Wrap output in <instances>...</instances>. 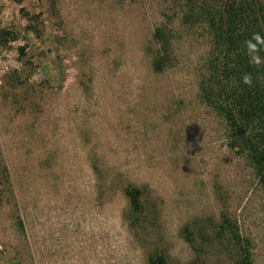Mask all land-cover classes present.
<instances>
[{"label": "rangeland", "instance_id": "1", "mask_svg": "<svg viewBox=\"0 0 264 264\" xmlns=\"http://www.w3.org/2000/svg\"><path fill=\"white\" fill-rule=\"evenodd\" d=\"M187 7L0 0V264H191L183 227L223 212L264 264V188L200 96L218 49Z\"/></svg>", "mask_w": 264, "mask_h": 264}, {"label": "trees", "instance_id": "2", "mask_svg": "<svg viewBox=\"0 0 264 264\" xmlns=\"http://www.w3.org/2000/svg\"><path fill=\"white\" fill-rule=\"evenodd\" d=\"M185 1L188 6L185 17L203 22L218 49L210 75L200 83V96L226 120L229 146L238 147V153L248 159L264 188V0ZM4 35H8L6 30L2 32ZM256 35L261 41L254 39ZM155 36L168 44L162 28L155 29ZM249 42L256 45L254 52H249ZM253 57H258L261 63L251 62ZM156 68H161L159 61ZM246 74L252 78L251 86L242 82ZM2 170L8 177L7 167ZM125 191L131 210L141 212L142 191L135 186ZM19 225L23 228L21 219ZM182 235L196 254L191 264H200V252L206 249L225 256L228 264H254L252 240L241 232L238 220L226 212L219 218L190 221L183 227ZM147 264H168L167 256L157 251L148 257Z\"/></svg>", "mask_w": 264, "mask_h": 264}, {"label": "clouds", "instance_id": "3", "mask_svg": "<svg viewBox=\"0 0 264 264\" xmlns=\"http://www.w3.org/2000/svg\"><path fill=\"white\" fill-rule=\"evenodd\" d=\"M254 39H256L257 41H261V37L259 35H256L254 37ZM248 48H249V52H254L256 50V45L255 44H252L251 42L248 43ZM257 65H259L261 63L260 59L258 57H253V60L251 61ZM242 82L244 84H247L249 86L252 85V78L250 75H244L243 78H242Z\"/></svg>", "mask_w": 264, "mask_h": 264}]
</instances>
